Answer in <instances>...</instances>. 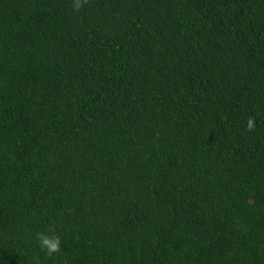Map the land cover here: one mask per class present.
Masks as SVG:
<instances>
[{"label":"trees","instance_id":"obj_1","mask_svg":"<svg viewBox=\"0 0 264 264\" xmlns=\"http://www.w3.org/2000/svg\"><path fill=\"white\" fill-rule=\"evenodd\" d=\"M72 3L0 0V264H264V0Z\"/></svg>","mask_w":264,"mask_h":264},{"label":"clouds","instance_id":"obj_2","mask_svg":"<svg viewBox=\"0 0 264 264\" xmlns=\"http://www.w3.org/2000/svg\"><path fill=\"white\" fill-rule=\"evenodd\" d=\"M88 0H73L72 9L75 12H79ZM255 120L253 117H249L246 123V131L254 130ZM49 233H52L51 235ZM37 241L41 250H43L48 256H53L61 249V238L55 234V229L49 227L47 231H40L37 234Z\"/></svg>","mask_w":264,"mask_h":264}]
</instances>
